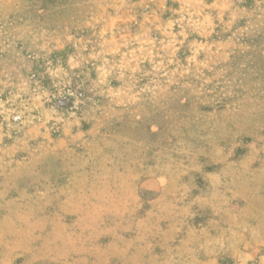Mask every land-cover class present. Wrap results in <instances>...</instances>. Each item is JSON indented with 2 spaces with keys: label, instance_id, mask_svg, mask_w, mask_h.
Instances as JSON below:
<instances>
[{
  "label": "rangeland",
  "instance_id": "obj_1",
  "mask_svg": "<svg viewBox=\"0 0 264 264\" xmlns=\"http://www.w3.org/2000/svg\"><path fill=\"white\" fill-rule=\"evenodd\" d=\"M0 264H264V0H0Z\"/></svg>",
  "mask_w": 264,
  "mask_h": 264
}]
</instances>
